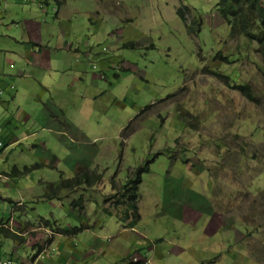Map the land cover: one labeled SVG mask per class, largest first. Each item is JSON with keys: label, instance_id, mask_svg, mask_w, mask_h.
Returning a JSON list of instances; mask_svg holds the SVG:
<instances>
[{"label": "rangeland", "instance_id": "374dc122", "mask_svg": "<svg viewBox=\"0 0 264 264\" xmlns=\"http://www.w3.org/2000/svg\"><path fill=\"white\" fill-rule=\"evenodd\" d=\"M62 10L67 16L55 31L64 39L65 50L77 44L82 51L92 48L95 68L89 71L82 63L90 76L99 74L100 56L110 57L115 71H120L119 62H125L129 70L118 73V79L111 75L104 83L98 80L108 93L113 86L114 91L122 88L124 95L79 97L80 110L66 113L89 135L80 144L92 149V155L73 153L72 157L77 143L60 140L58 146L46 138L22 141L11 153H4L0 169L5 167L12 179L17 170L31 173L10 188L0 184V196L8 197L0 201V224L10 214L21 213L23 222L17 233L25 234L35 247L33 233L37 238L42 233L53 237L62 234L58 232L62 225L74 223L68 213L73 202L116 210L122 187L147 165L149 172L141 174L142 209L153 211L149 187L165 176L166 188L178 195L192 189L224 218L225 230L240 233L235 241L230 237L231 244L212 263L264 264V75L257 45L243 37H229L216 0H67ZM219 52L229 64L215 59ZM237 84H249L255 100L234 89ZM89 92L95 95L96 90ZM132 119H136L133 131L122 134ZM84 158L91 167L82 171L101 175L95 189L83 184L44 199L51 193L50 184L77 175ZM36 164L48 166L37 168ZM112 182L115 191H111ZM10 198L17 200L11 202L12 212ZM51 212L60 214V223L49 218ZM24 213L31 221H25ZM36 213L50 219V227L46 220L36 219ZM4 238L0 233V244ZM8 246L17 249L15 254L10 251L18 256L14 264L26 262L35 250L18 243ZM194 256L199 264L209 263L206 253ZM4 258L1 262L7 263L9 259Z\"/></svg>", "mask_w": 264, "mask_h": 264}, {"label": "crops", "instance_id": "0c3cea01", "mask_svg": "<svg viewBox=\"0 0 264 264\" xmlns=\"http://www.w3.org/2000/svg\"><path fill=\"white\" fill-rule=\"evenodd\" d=\"M66 2L67 0H0V161L6 151L11 153L14 145L42 138L58 146L60 140L77 143L72 147V157H75L73 153L92 155V149L80 144L88 140L89 135L66 113L80 110L82 106L81 102L78 104L79 97L83 100L88 96L95 98L98 94L112 96L113 93L116 97L122 93L124 95L120 87L114 91L111 83L108 93V87L100 82L104 83L105 78L111 75L118 79V73L129 70L125 69V62H119L117 67L120 71H115L111 58L100 56L101 70L98 71L99 74L93 73L90 76L82 63L89 66V71L93 68L92 48L82 51L81 45L77 44L75 47L69 46L70 51L65 50L64 39L60 38L55 29L60 27L61 21L67 16L62 10ZM74 57V63L69 67L68 63ZM78 57L84 60H79ZM90 89L96 90L95 95H90ZM83 107L87 105L83 104ZM13 111L22 114L16 116ZM29 122L32 126H29ZM90 164L84 158L81 166H78L80 169H77V174L85 171L82 168L89 169ZM43 166L48 165L36 164L37 168ZM52 166L55 167V164ZM4 169L6 168L0 169V184L5 189L12 187L15 180L22 177L28 179L31 173L24 169V175V172L17 170L13 175L16 178L12 179ZM150 173L154 175V172ZM164 173L168 175L170 170L166 169ZM165 182L164 176L163 181L161 178L158 183L149 187L156 208L152 212L142 209V182L139 187L137 220L126 210L123 197L116 202V210L98 208L96 203L87 207L82 201L75 207L70 205L68 213L75 218L74 223L62 225L58 228L64 230L62 234L58 233L53 237L42 233L37 238L33 233L35 247L31 246L33 243L26 241L25 234L17 233L23 222L19 218L21 213L16 216L10 214L4 225L21 237L23 242L4 238L5 242L0 244V261L5 257V260L9 259L14 264L13 259L18 258L14 255L17 249L9 248L8 244L18 243L35 250L28 258L30 261L19 260L15 261L16 264H199L194 256L198 252L206 253L205 260L208 264H215L212 261L217 262L219 252L231 244L228 241L230 237L235 241L240 233L225 230L224 218L212 211V204L192 189H183L178 195L166 188ZM95 186L91 189H95ZM46 188L48 189L47 184ZM7 198L1 195L0 201ZM14 201L17 200H9L10 212L11 202ZM182 201L189 203H181ZM35 202L39 200L32 201ZM23 215L26 222L31 221L26 218L25 213ZM36 215V219L46 220L41 214ZM49 218L60 223V214L51 212ZM50 219L46 221L50 223ZM71 240L72 243L69 242Z\"/></svg>", "mask_w": 264, "mask_h": 264}, {"label": "trees", "instance_id": "16d2710c", "mask_svg": "<svg viewBox=\"0 0 264 264\" xmlns=\"http://www.w3.org/2000/svg\"><path fill=\"white\" fill-rule=\"evenodd\" d=\"M216 10L227 24L229 28V37L231 39L243 37L247 42H249V44L255 43L257 45L256 52L259 54L263 62L264 75V6L262 5V1L216 0ZM133 45L134 44H129V47H133ZM215 59H222L227 64L230 63L227 57L222 56L221 52L216 54ZM223 78L228 79L226 76H223ZM233 87L247 99L251 101L255 100L249 84H237ZM133 120L136 119H132L129 122V124L123 129L122 134L127 135L133 131V123L135 122ZM148 172L149 167L146 165L143 169L138 171V175L134 177V179L129 180L127 184L122 187L123 194L121 197L125 198L124 205L126 206V210L131 212L135 220L139 219V215L137 213V203L139 200V187L142 183L141 174ZM91 174L94 177L90 176ZM101 180V175L96 174L95 172L89 173L88 171H84L81 174H77L73 178L61 180L58 184H51V193L49 195H45L44 199L53 198V194L60 190L75 189L83 184L93 187L99 184ZM113 183L114 182H112V189L115 191V185ZM116 201L118 202L119 200ZM79 202H81V200ZM79 202H73L72 205L75 207ZM44 223L48 226L50 225L48 221H44ZM77 230L78 229H75V231ZM58 231L64 230L60 229ZM0 233L5 238L19 240L20 243L23 242L21 237L10 231L9 228H6L4 224H0Z\"/></svg>", "mask_w": 264, "mask_h": 264}, {"label": "built area", "instance_id": "2783aa9c", "mask_svg": "<svg viewBox=\"0 0 264 264\" xmlns=\"http://www.w3.org/2000/svg\"><path fill=\"white\" fill-rule=\"evenodd\" d=\"M93 67L95 68V65H93ZM103 77L101 76V79H102ZM0 264H12V262L11 261H8L7 263H4V262H1L0 261Z\"/></svg>", "mask_w": 264, "mask_h": 264}]
</instances>
